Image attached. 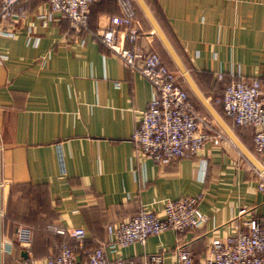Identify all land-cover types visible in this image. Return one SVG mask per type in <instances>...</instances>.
Here are the masks:
<instances>
[{
	"label": "crops",
	"instance_id": "1",
	"mask_svg": "<svg viewBox=\"0 0 264 264\" xmlns=\"http://www.w3.org/2000/svg\"><path fill=\"white\" fill-rule=\"evenodd\" d=\"M132 1L140 37L125 47L156 51L175 67ZM142 1L204 99L207 107L175 67L203 129L219 133V143L207 141L195 156L166 165L136 157L130 135L150 86L96 35L118 14L114 0L89 4L80 32L59 13L48 14L44 0H24L22 14L13 10L0 20L11 33L0 35V264H39L61 246L83 262L99 245L108 262L140 263L158 254L161 264H175L176 244L197 263L211 240L264 217L253 128L235 125L211 101L240 77L264 78V0ZM198 194L206 217L200 226L165 230L116 252L104 247L106 223L139 208L162 216L163 200ZM17 227L28 232L26 247L16 241ZM76 228L83 230L80 239L69 233Z\"/></svg>",
	"mask_w": 264,
	"mask_h": 264
},
{
	"label": "built area",
	"instance_id": "2",
	"mask_svg": "<svg viewBox=\"0 0 264 264\" xmlns=\"http://www.w3.org/2000/svg\"><path fill=\"white\" fill-rule=\"evenodd\" d=\"M23 1L0 0V20L9 19L13 10L22 14L24 11L20 4ZM44 1L48 14L57 12L66 18L73 32L86 30L88 6L94 0ZM114 3L118 14L109 17L108 26L96 35L104 47L131 71L143 77L150 86L149 100L145 108L138 112L137 126L130 135L135 156L166 165L174 160L195 156L207 141L217 145L221 135L203 129L204 119L178 83L177 72L164 64L156 51L124 46L125 41L132 43L140 37V29L135 20L136 7L132 0H114ZM120 27L123 30H119ZM10 34L0 27V35ZM32 43L34 45L36 41ZM217 79H222L220 73ZM211 101L221 105L224 114L235 125L249 124L254 128L251 140L262 168L256 171V175L263 185L264 78L240 77L226 84ZM199 200V194L165 199L162 202V216L139 208L131 216L106 223L103 227L106 234L104 247L109 252H116L133 242L141 244L146 237L165 230L180 234L196 228L206 221V217L197 208ZM243 213L244 210H241L239 215ZM243 227V230L233 235L211 240L205 255L197 263L181 244L174 245L175 264H264V217L243 221ZM52 230L64 232L60 228ZM69 233L76 239L83 236L80 228L69 230ZM16 241L22 247L28 245L26 229L16 228ZM39 264H161V258L158 254H152L140 263L120 258L108 262L99 245L87 251L85 261L79 262L67 246H61L55 256L47 257Z\"/></svg>",
	"mask_w": 264,
	"mask_h": 264
},
{
	"label": "water",
	"instance_id": "3",
	"mask_svg": "<svg viewBox=\"0 0 264 264\" xmlns=\"http://www.w3.org/2000/svg\"><path fill=\"white\" fill-rule=\"evenodd\" d=\"M137 5L139 6L140 10L142 11V13L144 14V16L146 17V19L148 20L150 26L152 27L153 31L155 32V34L157 35L159 41L161 42L162 46L164 47V49L166 50V52L168 53L170 59L172 60L173 64L175 65L176 69L178 70V72L182 75V77L186 80V82L191 86L192 90L195 92V94L197 95L200 103H202L204 106L207 107L205 101L203 98H201L197 92L195 91L194 87L191 85V82L188 78V75L186 74L183 66L181 65V63L179 62L177 56L175 55L174 51L172 50L170 44L168 43V41L166 40V38L164 37V35L162 34V32L160 31V29L158 28L156 22L154 21L153 17L151 16V14L149 13L148 9L146 8L145 4L143 3L142 0H135ZM259 170H262L261 166L258 165Z\"/></svg>",
	"mask_w": 264,
	"mask_h": 264
},
{
	"label": "trees",
	"instance_id": "4",
	"mask_svg": "<svg viewBox=\"0 0 264 264\" xmlns=\"http://www.w3.org/2000/svg\"><path fill=\"white\" fill-rule=\"evenodd\" d=\"M91 4V3H90ZM134 4V3H133ZM18 6H16L15 8H17ZM84 31V30H83ZM125 46V45H124ZM245 125H249V124H245ZM239 126H244V125H239ZM251 126V125H250ZM253 128V127H252ZM253 133H254V128H253ZM253 136V135H252ZM58 233V232H57ZM63 233V232H62ZM60 233V234H62Z\"/></svg>",
	"mask_w": 264,
	"mask_h": 264
},
{
	"label": "rangeland",
	"instance_id": "5",
	"mask_svg": "<svg viewBox=\"0 0 264 264\" xmlns=\"http://www.w3.org/2000/svg\"><path fill=\"white\" fill-rule=\"evenodd\" d=\"M151 32V31H150ZM152 33H154V32H152ZM149 34V33H148ZM149 35H151V34H149ZM154 35V34H153ZM150 37V36H149ZM171 68L172 69H174L175 70V67L174 66H171ZM177 72V71H176ZM177 75H179V73L177 72Z\"/></svg>",
	"mask_w": 264,
	"mask_h": 264
},
{
	"label": "bare ground",
	"instance_id": "6",
	"mask_svg": "<svg viewBox=\"0 0 264 264\" xmlns=\"http://www.w3.org/2000/svg\"><path fill=\"white\" fill-rule=\"evenodd\" d=\"M138 24H139V22H138ZM157 53V52H156ZM158 54V53H157ZM158 56H159V54H158ZM160 57V56H159ZM160 60H161V58H160ZM162 61V60H161ZM163 62V61H162ZM165 64V63H164Z\"/></svg>",
	"mask_w": 264,
	"mask_h": 264
}]
</instances>
